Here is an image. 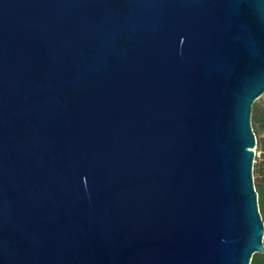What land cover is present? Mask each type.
<instances>
[{
    "label": "water",
    "instance_id": "95a60500",
    "mask_svg": "<svg viewBox=\"0 0 264 264\" xmlns=\"http://www.w3.org/2000/svg\"><path fill=\"white\" fill-rule=\"evenodd\" d=\"M264 0H0V264H251Z\"/></svg>",
    "mask_w": 264,
    "mask_h": 264
},
{
    "label": "trees",
    "instance_id": "16d2710c",
    "mask_svg": "<svg viewBox=\"0 0 264 264\" xmlns=\"http://www.w3.org/2000/svg\"><path fill=\"white\" fill-rule=\"evenodd\" d=\"M252 126L257 138L258 155L254 162V181L260 213L264 220V98L256 100L252 111ZM251 264H264V253H255Z\"/></svg>",
    "mask_w": 264,
    "mask_h": 264
},
{
    "label": "rangeland",
    "instance_id": "374dc122",
    "mask_svg": "<svg viewBox=\"0 0 264 264\" xmlns=\"http://www.w3.org/2000/svg\"><path fill=\"white\" fill-rule=\"evenodd\" d=\"M262 97H260L259 99H261ZM256 150H257V148H256ZM257 155H258V152L256 153Z\"/></svg>",
    "mask_w": 264,
    "mask_h": 264
},
{
    "label": "built area",
    "instance_id": "2783aa9c",
    "mask_svg": "<svg viewBox=\"0 0 264 264\" xmlns=\"http://www.w3.org/2000/svg\"><path fill=\"white\" fill-rule=\"evenodd\" d=\"M263 98H264V94H263V96H262Z\"/></svg>",
    "mask_w": 264,
    "mask_h": 264
}]
</instances>
